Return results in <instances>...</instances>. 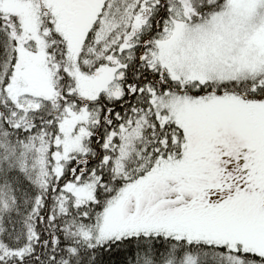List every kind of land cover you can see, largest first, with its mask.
Wrapping results in <instances>:
<instances>
[{
  "label": "snow or ice",
  "instance_id": "obj_1",
  "mask_svg": "<svg viewBox=\"0 0 264 264\" xmlns=\"http://www.w3.org/2000/svg\"><path fill=\"white\" fill-rule=\"evenodd\" d=\"M0 264H264V0H0Z\"/></svg>",
  "mask_w": 264,
  "mask_h": 264
}]
</instances>
